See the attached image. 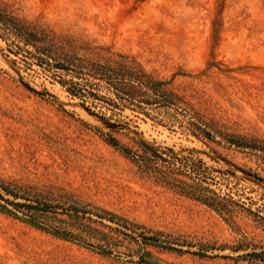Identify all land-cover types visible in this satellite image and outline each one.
<instances>
[{
	"label": "rangeland",
	"instance_id": "1",
	"mask_svg": "<svg viewBox=\"0 0 264 264\" xmlns=\"http://www.w3.org/2000/svg\"><path fill=\"white\" fill-rule=\"evenodd\" d=\"M0 6L133 57L158 78H173L172 89L204 122L264 140V0H0ZM157 121L129 110L86 109L0 39L2 179L62 190L150 234L190 244L183 248L189 252L238 243L264 248V183L242 172L264 177V165L234 150L212 151L177 125ZM95 130L131 150L141 140L158 153L201 164L204 185L228 201L229 212L156 182ZM140 249L119 239L115 252L102 255L0 214V264H140ZM146 250L156 264H253L234 260L242 252L228 248L208 253L216 257Z\"/></svg>",
	"mask_w": 264,
	"mask_h": 264
},
{
	"label": "trees",
	"instance_id": "2",
	"mask_svg": "<svg viewBox=\"0 0 264 264\" xmlns=\"http://www.w3.org/2000/svg\"><path fill=\"white\" fill-rule=\"evenodd\" d=\"M0 39L6 43L9 53L21 57L28 67H37L88 110L104 108L112 114L124 110L143 114L151 120L158 119L157 123L162 126L177 125L212 151L210 146L234 150L264 165V140L228 132L213 123L204 122L172 89L173 78H158L131 56L111 53L108 48L93 47L73 36L34 25L18 18L4 6H0ZM95 132L108 145L130 158L140 172L152 174L156 182L175 188L204 206L229 212L228 201L204 185L207 183L201 164L158 153L141 140L137 149L131 150L111 135L98 130ZM242 172L264 183V177L257 173L249 170ZM0 214L21 220L63 240L93 248L106 256L115 252L119 239L136 242L141 248L138 254L140 264H156L146 250L148 247L199 257H216L208 256V253L228 248L232 252H242L234 260L264 264V248L250 243L204 246L197 252H189L183 248L193 247L190 244L164 239L159 233L150 234L144 227L126 218L91 204H80L62 190L56 192L50 188L44 191L1 177Z\"/></svg>",
	"mask_w": 264,
	"mask_h": 264
}]
</instances>
